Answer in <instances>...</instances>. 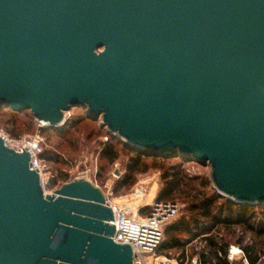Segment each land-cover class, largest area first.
<instances>
[{
    "label": "water",
    "instance_id": "water-1",
    "mask_svg": "<svg viewBox=\"0 0 264 264\" xmlns=\"http://www.w3.org/2000/svg\"><path fill=\"white\" fill-rule=\"evenodd\" d=\"M0 106L43 128L83 107L131 149L208 162L219 195L264 204V0H0ZM115 231L99 186L47 193L0 135V264H133Z\"/></svg>",
    "mask_w": 264,
    "mask_h": 264
},
{
    "label": "rangeland",
    "instance_id": "rangeland-1",
    "mask_svg": "<svg viewBox=\"0 0 264 264\" xmlns=\"http://www.w3.org/2000/svg\"><path fill=\"white\" fill-rule=\"evenodd\" d=\"M67 117V122L63 127L43 128L29 110L13 111L8 107H0V130L13 139H24L26 136L40 134L42 150L51 151V159L42 158L46 162L47 181H50L46 186L47 193H54L66 178L70 181L84 178L99 186L116 206L141 205L142 212H148L151 203L158 200L159 192L166 186L165 180L162 178L163 169L173 167L175 171L202 177L208 183L205 188V192L208 194H211L213 190L217 192L210 179L211 167L208 162L183 160L179 157H159V160L165 161H158L162 163H157L156 166L151 165L147 171L137 173L133 185L116 191L115 184L125 174L129 156L121 152L120 158L116 162L109 163L100 158V148L101 143L111 137L116 140L115 144L118 143L119 148L124 142L109 133L107 128L102 125L100 117L96 118L90 115L83 107L72 108V111L67 113ZM146 161L153 164L152 159ZM102 166L104 169H101ZM88 168H93L94 172L84 177V172ZM199 188L202 189V187ZM175 194L179 193L175 191L173 195ZM182 199H185L183 194L180 200ZM148 202L150 204L146 206ZM176 203L178 212L172 221L182 216L186 206L179 199L176 200ZM261 205L255 208L257 215L263 213L264 206ZM247 235V238H254L251 233ZM202 243L200 240H195L187 248L191 250L195 245L200 247ZM167 254L168 258L175 260L181 254V249H171ZM178 264L181 263L178 261ZM261 264H264V259Z\"/></svg>",
    "mask_w": 264,
    "mask_h": 264
},
{
    "label": "trees",
    "instance_id": "trees-1",
    "mask_svg": "<svg viewBox=\"0 0 264 264\" xmlns=\"http://www.w3.org/2000/svg\"><path fill=\"white\" fill-rule=\"evenodd\" d=\"M115 141L111 137L101 143L100 158L114 163L120 158L121 152L129 156L126 172L115 184L116 191L133 185L137 173L162 163L158 161H165L159 160V157L165 158L163 156L133 150L125 144L119 148ZM51 157L50 150H43L40 154V158L47 160ZM147 159H152L153 164H149ZM173 169H163L162 178L166 186L159 192L158 200L176 202L179 199L186 206L181 217L165 226L164 240L157 254L169 256L168 251L176 248L181 249V254L176 258L181 264H190L195 257L200 264H244L242 258L229 259V249L235 245L244 250L251 264H261L264 259V209L263 213L257 215L255 208L259 205L234 203L214 190L208 194L205 192L208 183L202 177ZM68 181L66 178L64 182ZM175 191L179 193L176 196L173 195ZM182 194L185 199L180 200ZM248 233L254 238H247ZM195 240L203 243L189 250L188 245Z\"/></svg>",
    "mask_w": 264,
    "mask_h": 264
},
{
    "label": "built area",
    "instance_id": "built-area-1",
    "mask_svg": "<svg viewBox=\"0 0 264 264\" xmlns=\"http://www.w3.org/2000/svg\"><path fill=\"white\" fill-rule=\"evenodd\" d=\"M0 135L9 147L20 150L28 148L32 154V168L41 172L42 183L47 186L46 162L40 158L42 153L40 134L26 136L24 139H13L3 130ZM93 168L85 170L84 177L93 173ZM107 197V194H105ZM109 205L113 208L116 231L114 240L119 243H128L134 249L133 264H178L167 256L157 254V250L164 240L165 226L175 218L178 204L172 201L154 200L148 212H142V206L118 207L107 197ZM229 259L240 256L244 264H251L244 250L240 246H231ZM190 264H200L198 258H193Z\"/></svg>",
    "mask_w": 264,
    "mask_h": 264
},
{
    "label": "crops",
    "instance_id": "crops-1",
    "mask_svg": "<svg viewBox=\"0 0 264 264\" xmlns=\"http://www.w3.org/2000/svg\"><path fill=\"white\" fill-rule=\"evenodd\" d=\"M150 203L148 202L147 204H146V206H148ZM162 256H166V255H162ZM235 258H237V259H239V258H241L240 256H237V257H235ZM173 262H175V263H177L178 262V260H174Z\"/></svg>",
    "mask_w": 264,
    "mask_h": 264
}]
</instances>
